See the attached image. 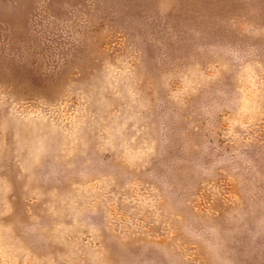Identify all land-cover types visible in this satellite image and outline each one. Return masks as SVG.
<instances>
[{
	"label": "rangeland",
	"instance_id": "obj_1",
	"mask_svg": "<svg viewBox=\"0 0 264 264\" xmlns=\"http://www.w3.org/2000/svg\"><path fill=\"white\" fill-rule=\"evenodd\" d=\"M0 264H264V0H0Z\"/></svg>",
	"mask_w": 264,
	"mask_h": 264
}]
</instances>
